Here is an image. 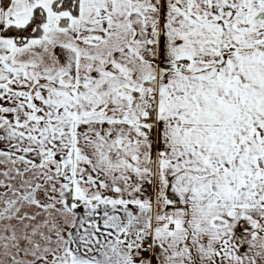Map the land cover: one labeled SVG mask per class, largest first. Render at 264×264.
<instances>
[{
    "label": "snow or ice",
    "instance_id": "obj_1",
    "mask_svg": "<svg viewBox=\"0 0 264 264\" xmlns=\"http://www.w3.org/2000/svg\"><path fill=\"white\" fill-rule=\"evenodd\" d=\"M0 264H264V0H0Z\"/></svg>",
    "mask_w": 264,
    "mask_h": 264
}]
</instances>
